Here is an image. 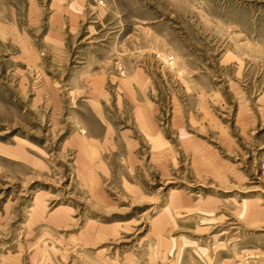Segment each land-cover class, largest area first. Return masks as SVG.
<instances>
[{
  "label": "rangeland",
  "instance_id": "374dc122",
  "mask_svg": "<svg viewBox=\"0 0 264 264\" xmlns=\"http://www.w3.org/2000/svg\"><path fill=\"white\" fill-rule=\"evenodd\" d=\"M0 264H264V0H0Z\"/></svg>",
  "mask_w": 264,
  "mask_h": 264
},
{
  "label": "crops",
  "instance_id": "0c3cea01",
  "mask_svg": "<svg viewBox=\"0 0 264 264\" xmlns=\"http://www.w3.org/2000/svg\"><path fill=\"white\" fill-rule=\"evenodd\" d=\"M126 85H127V83H126Z\"/></svg>",
  "mask_w": 264,
  "mask_h": 264
}]
</instances>
